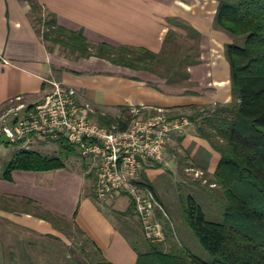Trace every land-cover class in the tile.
<instances>
[{"label": "crops", "instance_id": "1", "mask_svg": "<svg viewBox=\"0 0 264 264\" xmlns=\"http://www.w3.org/2000/svg\"><path fill=\"white\" fill-rule=\"evenodd\" d=\"M38 1L55 14L60 25L81 31L92 43L143 47L160 53L167 32L186 34L184 25H188L200 35L197 62L187 65L186 84H172L150 70L97 56L75 58L51 51L33 25L30 4L26 0H0V111L18 95L31 103L40 101L50 90L51 79L74 87L77 99L91 107L93 116L96 111L120 116L122 108L143 112L163 109L175 116L195 112V107L232 101L224 51L232 38L214 26L217 0ZM198 118H189L167 143L183 136L181 144L189 146L190 157L204 153L206 168L214 173L221 154L197 132ZM22 147L9 142L0 129V225L54 234L57 228L42 214L46 209L73 221L111 263L136 264L139 249L104 209L112 204L124 213L130 199L121 195L99 202L93 192L94 176L65 162L63 167L48 170L13 169L11 179L4 178L5 164ZM161 170L160 163L150 165L141 179L152 182Z\"/></svg>", "mask_w": 264, "mask_h": 264}, {"label": "trees", "instance_id": "2", "mask_svg": "<svg viewBox=\"0 0 264 264\" xmlns=\"http://www.w3.org/2000/svg\"><path fill=\"white\" fill-rule=\"evenodd\" d=\"M26 1L30 4L33 25L51 51L59 46L66 55L75 58L97 56L123 66L150 70L165 77L168 82H176L178 76L187 78V65L197 62L200 35L188 25H184L186 33L192 35L197 44L194 53H185L183 57L194 56V59L185 62L183 58L168 76L155 71L152 65L164 54L166 43L178 36L174 30L165 35L160 53L143 47L92 43L81 31L60 25L55 14L45 9L38 0ZM217 2L214 26L226 31L232 38L224 51L229 62L233 98L228 104L195 107L197 112L189 118L202 117L196 123L197 132L221 154L212 182L222 189L224 218L220 222L208 220L201 206L189 195L183 207L186 223L209 258L202 259L188 253L163 223L164 240H147L145 250H138L136 264H264V0ZM42 11L47 12V19L41 17ZM234 37H240L241 42L233 40ZM132 116L127 108H122V116L100 111L94 113L100 124L107 127L115 125L120 130L127 127ZM57 140L63 150L75 151V146L64 138ZM63 166L61 155L49 156L22 147L5 164L3 177L10 180L13 169L48 170ZM145 182L154 190L148 180ZM133 208L131 203L126 213ZM42 214L54 226L57 218L64 219L46 209ZM75 227L84 235L79 227ZM86 238L96 255L89 264H113L91 239ZM165 241L169 243L168 250L163 249Z\"/></svg>", "mask_w": 264, "mask_h": 264}, {"label": "built area", "instance_id": "3", "mask_svg": "<svg viewBox=\"0 0 264 264\" xmlns=\"http://www.w3.org/2000/svg\"><path fill=\"white\" fill-rule=\"evenodd\" d=\"M49 82L51 88L40 101L31 103L18 95L0 111V129L8 141L28 148L34 142L64 138L96 169L94 196L103 201L127 196L144 236L163 241L164 224L158 211L166 212L141 176L150 162L164 158L170 135L181 131L189 118L171 116L163 109L134 108L125 129L107 127L95 119L88 104L79 102L74 87L56 79Z\"/></svg>", "mask_w": 264, "mask_h": 264}, {"label": "rangeland", "instance_id": "4", "mask_svg": "<svg viewBox=\"0 0 264 264\" xmlns=\"http://www.w3.org/2000/svg\"><path fill=\"white\" fill-rule=\"evenodd\" d=\"M40 15L43 19H47V12L42 11ZM37 26L42 27L41 24ZM233 40L241 42L240 37H234ZM196 41L187 33L178 34L174 40L166 43V50L160 60L152 65L153 69L160 74L171 75L170 70L177 68V63L184 58L185 53H194ZM55 49L64 53L59 46H55ZM185 59L184 61L188 62L193 60L194 56ZM176 78L178 79L176 82L170 83L186 84L185 78L181 76ZM181 113L186 116L195 112L190 110ZM120 115L122 116L121 112ZM201 118L199 117L198 121ZM182 137H175L174 141L167 143V153L161 161L149 163V166L160 163L163 170L156 179L148 182L151 183L166 212V215H162L158 211L159 218L171 229L173 238L188 253L208 259L209 255L187 226L183 207L190 195L201 206L208 220L220 222L224 218V195L221 187L212 182L213 173L206 168L207 155L199 152L190 157L191 150L189 146L186 148L181 144ZM28 148L39 149L42 154L49 156L61 155L66 165L87 170V173L95 177L96 169L90 159L82 155L78 149L74 152L63 150L59 140L34 142ZM98 201L103 200L98 199ZM104 209L134 242L135 247L144 251L148 239L143 234L142 225L135 211L132 209L122 214L113 209L112 204L104 205ZM55 221L57 230L54 234L36 233L11 225H0V264H89L96 255L87 236L79 232L73 221L69 219L57 218ZM162 246L164 250L169 249L167 241Z\"/></svg>", "mask_w": 264, "mask_h": 264}]
</instances>
